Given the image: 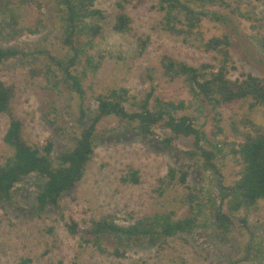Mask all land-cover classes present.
Instances as JSON below:
<instances>
[{
  "label": "rangeland",
  "instance_id": "1",
  "mask_svg": "<svg viewBox=\"0 0 264 264\" xmlns=\"http://www.w3.org/2000/svg\"><path fill=\"white\" fill-rule=\"evenodd\" d=\"M118 1L96 2L106 16L96 21L103 32L96 37L91 52L99 67L83 82L86 100L82 104L92 112L97 107V94L121 87L138 98L154 87V96L191 100L186 84L180 78L169 81L163 75V66L169 57L197 66L217 64L221 56L212 49L206 51L204 44L223 34L230 39V64L236 67L228 77L234 80L242 78L241 72H248L264 79V50L256 40L264 38V0H228L242 15L232 14L224 6L210 7L228 16L227 25L204 19L188 35H173L162 28V13L152 7L156 0L125 3L130 30L116 31L112 26L119 11ZM55 8L54 0H0V46L19 52L0 65V82L10 95L9 112L0 115V165L12 154L3 141L12 117L21 122V139L29 146L53 142L54 160L73 145L72 138L78 135L79 99L72 97L61 74L53 77L52 72L47 73L51 56L62 58L66 54ZM197 105L187 112L198 115ZM205 109L208 119L203 128L212 141L241 142L247 135L264 136L261 110L251 123L244 124L240 122L243 108L216 109L223 133L214 136L215 111L209 106ZM200 117L202 121L204 117ZM96 131L94 154L83 179L56 205L38 208L35 175L15 187L10 201L0 202V264H22L28 259L27 264H229L235 257H247L235 264H264V257L256 253L258 242L264 240L261 207L233 216L223 240L212 238V228L202 227L189 235H177L163 246L126 247L105 236L101 244L106 253H102L91 241L94 221L111 216L127 225L156 212L174 211L176 218L190 215L185 198L189 190L179 183L159 182L167 176L169 167L188 169L186 184L197 190L192 192L200 198L201 190L215 199H220V187L230 186L238 178L239 167L225 146V158L215 161L219 174L204 170L201 161L184 154L191 148V138L180 137L176 149L165 148L160 139L169 131L160 127L155 129L156 136L140 137L116 118L104 117ZM134 170L138 171L139 182L124 183L122 178ZM208 212L205 209L202 221L209 219ZM71 221L78 224L76 235H71L67 227ZM115 250L122 255L113 254Z\"/></svg>",
  "mask_w": 264,
  "mask_h": 264
},
{
  "label": "trees",
  "instance_id": "2",
  "mask_svg": "<svg viewBox=\"0 0 264 264\" xmlns=\"http://www.w3.org/2000/svg\"><path fill=\"white\" fill-rule=\"evenodd\" d=\"M128 1L120 0L116 3L119 11L112 26L116 31L130 30L131 20L125 12V3ZM96 2L54 0L60 23V42L66 54L62 58L51 56L47 73L52 72L53 77L61 74V81L72 97L79 99L78 135L73 136V145L62 150L54 160L53 142L47 140L41 147L29 146L21 139V122L12 117L3 137L4 143L12 149V154L0 165V202L10 201L15 187L24 183L30 175H35L38 208L44 210L48 205H56L65 193L74 189L83 179L94 154L98 123L104 117H114L140 137L156 136L155 129L158 127L167 129L169 135L160 139L165 148L176 149L175 142L180 137L191 138V148L184 151V154L196 158L197 162L201 161L204 170L210 169L216 174L219 171L215 161L225 158L224 148L228 146L239 171L232 185L219 188L220 199H215L212 194L206 196L201 190H198L200 198L192 192L196 188L186 184L188 169L169 167L167 176L159 182L179 183L189 190L185 198L190 215L176 218L174 211L156 212L127 225L117 223L111 216L94 221L90 229L94 236L91 241L102 253H106L101 244L105 236L113 237L118 244L126 247L163 246L177 235H189L202 227L212 228V238L223 240L222 236L228 233L231 219L236 214L261 207L264 216V136L247 135L241 142L227 143L212 141L203 128L208 119L204 112L206 106L215 111L214 136L223 133L220 113L216 110L218 108H243L240 122L244 124L251 123L259 110L264 116V79L248 72H241L242 78L233 80L228 77L230 70L236 67L230 64V39L223 34L212 37L204 44L206 51L212 49L221 56V60L217 58V64L202 63L197 66L169 57L163 66V75L169 81L180 78L186 84L191 100L174 101L154 96V87L138 98L130 96L128 90L121 87L97 94V107L92 112L89 106L82 104L86 100L83 82L89 73L97 71L99 67L91 52L96 37L103 32V27L96 24V21L106 16L96 7ZM216 5L231 9L232 14H240L238 8L232 9L228 0H156L152 7L162 13L160 24L165 31L173 35H188L194 33L204 19L227 25L228 16L210 8ZM256 40L258 47L264 50V38ZM18 54L15 48L0 46V65ZM9 103V92L0 82V115L9 112ZM195 103L198 104L195 107L198 115L187 112ZM200 116L204 117L202 121ZM122 181L138 183V171L130 172ZM205 209L209 210V219L202 221ZM67 227L71 235L77 234L78 224L75 221H71ZM256 253L257 257H264V240L258 242ZM113 254L122 255L119 250ZM246 258L235 257L229 264ZM29 262V259L23 260L22 264Z\"/></svg>",
  "mask_w": 264,
  "mask_h": 264
}]
</instances>
